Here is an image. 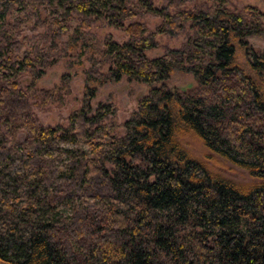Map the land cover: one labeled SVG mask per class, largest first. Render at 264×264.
Here are the masks:
<instances>
[{
    "label": "trees",
    "instance_id": "obj_1",
    "mask_svg": "<svg viewBox=\"0 0 264 264\" xmlns=\"http://www.w3.org/2000/svg\"><path fill=\"white\" fill-rule=\"evenodd\" d=\"M29 20L47 51L21 36ZM97 25L127 39L88 57L68 125L44 126L33 106L62 103L69 78L21 76L39 79L62 45L92 52ZM161 35L182 41L150 57ZM250 36L264 38V13L231 0H0V264H264V52ZM175 73L195 84L169 87ZM123 78L149 91L120 134L113 101H92Z\"/></svg>",
    "mask_w": 264,
    "mask_h": 264
},
{
    "label": "rangeland",
    "instance_id": "obj_2",
    "mask_svg": "<svg viewBox=\"0 0 264 264\" xmlns=\"http://www.w3.org/2000/svg\"><path fill=\"white\" fill-rule=\"evenodd\" d=\"M165 3L166 0H154V5L156 7H160ZM231 4L235 7L253 5L264 13V0H231ZM18 17H20V15H18L15 11L10 17L6 19V21L12 23L18 19ZM139 20L144 22L149 29H154L159 23V17L154 13H145L139 18ZM77 24L78 23L76 21H72L69 32L65 35H62L58 40L64 42L70 38L73 35V29L77 26ZM32 25V20L22 24L21 36H31L33 34H37L34 44H37L40 49L42 48V50L44 49V51H47L49 45L53 43V39L49 35L44 34L46 30L43 27L32 30ZM87 36L93 42L92 52L84 51V53H80L79 46H77L75 49L66 50V45H62L61 47L57 48V50H53V58L55 62L50 64L45 69L44 73L39 79L33 81L27 75H23L20 78L21 86L23 88H28L32 85H34L36 88H52L54 86L61 85L64 75L68 76L69 79L67 86L62 83L65 85L63 86L64 89L62 92H67L62 103H58L56 101L43 108L33 106V112L44 126L68 125L69 116L79 108L81 103V97L84 91V72L85 69L90 65L88 57L91 56V54L98 57V49L102 47L104 40L107 38H111L112 40L119 42L127 39V36L122 30L101 25L92 27ZM156 40L158 46L148 52L150 57L161 55L165 46L170 48L178 47L182 41V37H169L166 35H161L158 36ZM248 40L254 48L264 52L263 37L250 36ZM85 48L83 47V49ZM19 54H21V52ZM194 84L195 83L191 76L180 75L178 73H175L168 82L169 87L176 88L177 90L186 89ZM148 91L149 87L146 84L128 81L123 78L118 82H109L99 86L96 91V96L92 101V105L95 106L98 102H107L111 99L117 108L118 127L116 132L122 134L124 131L125 121H127L132 112L137 109L139 100L144 95H146ZM19 139H21V136H19ZM61 145L63 147L71 148L85 146L83 144L74 145L65 143ZM232 174H234V177L244 176V173L236 168L233 169Z\"/></svg>",
    "mask_w": 264,
    "mask_h": 264
}]
</instances>
